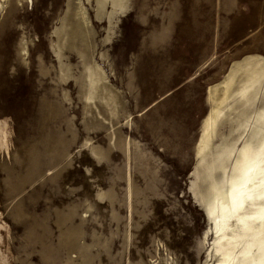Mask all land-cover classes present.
<instances>
[{"label":"rangeland","instance_id":"obj_1","mask_svg":"<svg viewBox=\"0 0 264 264\" xmlns=\"http://www.w3.org/2000/svg\"><path fill=\"white\" fill-rule=\"evenodd\" d=\"M72 1L0 0V264H212L198 192L241 130L219 121L198 155L206 91L264 54V0H127L86 50L106 111L78 96Z\"/></svg>","mask_w":264,"mask_h":264},{"label":"bare ground","instance_id":"obj_2","mask_svg":"<svg viewBox=\"0 0 264 264\" xmlns=\"http://www.w3.org/2000/svg\"><path fill=\"white\" fill-rule=\"evenodd\" d=\"M67 7V30L82 66L81 74L74 77L78 96L86 106L98 109L99 103L109 110L118 102L117 94L101 66L90 63L86 50L95 44L97 25L107 24L102 43L110 37L118 17L128 8L127 0H74ZM52 50L59 58L58 48ZM70 75L67 68L58 79L64 82ZM206 94L210 107L203 118L198 155L209 151L219 121L229 117L233 129L241 130L234 143L224 145L220 162L214 164L221 167V178L214 180L206 166L208 185L198 192L197 202L210 224L202 241L208 243V235L212 237L207 256L214 260L212 264H264V54L232 61Z\"/></svg>","mask_w":264,"mask_h":264}]
</instances>
